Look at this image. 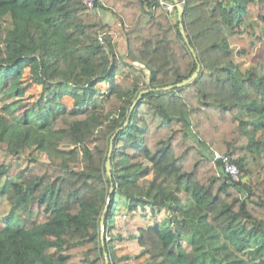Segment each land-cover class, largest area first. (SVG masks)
<instances>
[{"label":"trees","instance_id":"trees-1","mask_svg":"<svg viewBox=\"0 0 264 264\" xmlns=\"http://www.w3.org/2000/svg\"><path fill=\"white\" fill-rule=\"evenodd\" d=\"M180 2L0 0V264H264V0Z\"/></svg>","mask_w":264,"mask_h":264},{"label":"rangeland","instance_id":"rangeland-1","mask_svg":"<svg viewBox=\"0 0 264 264\" xmlns=\"http://www.w3.org/2000/svg\"><path fill=\"white\" fill-rule=\"evenodd\" d=\"M258 9L260 10V8H256L255 13L254 11L252 12L251 17L248 20V24H247L248 32L247 31L244 32V34L240 35L241 37H239L238 40L235 43H233L234 47L236 48V51H239L243 49L244 47L248 51L247 53L236 55L237 61L240 62L242 66L245 68L249 67L251 64H255L256 62H260L262 65H264V24H262L261 22L258 23L259 21L257 20L258 19L257 17L259 16ZM105 17L108 19H111V17L107 14L103 16L104 19ZM176 17H177L176 12L174 11L172 14V20L174 22L176 20ZM111 22L113 23V25L116 23L119 28V23H120L119 20H117L116 18H113ZM111 32L116 38L117 44L120 46V48L123 49L124 39L122 38V34L120 33V31H118L116 28L115 30ZM260 37L262 39L258 40V38ZM251 40H255L254 45L251 43ZM30 76H31L30 69H27L24 75V79H28ZM101 86L104 89H106L108 88V86H110V84H108L107 82L101 83ZM40 90H41L40 85H32L28 89V92L38 93ZM63 100L66 101L69 105H72L76 101H80V97H77L71 94H63ZM87 100H88L87 103L95 104V105H102L105 102V98L103 95H97L94 93H92V95H90ZM4 102H5V99L2 93L0 92V112L2 111V106ZM44 117L47 120H51V118L47 114H44ZM190 132L193 135V132L192 131ZM210 150L207 145L203 146V151L205 155L211 156L212 152ZM29 153H30V150L24 149V150H21L20 152V158L18 157L13 158L11 155H8L7 157H5L4 161L5 163H8V162L12 163L14 169H16L18 168V166L26 164ZM38 154L39 156L43 155L41 152H38Z\"/></svg>","mask_w":264,"mask_h":264},{"label":"built area","instance_id":"built-area-1","mask_svg":"<svg viewBox=\"0 0 264 264\" xmlns=\"http://www.w3.org/2000/svg\"><path fill=\"white\" fill-rule=\"evenodd\" d=\"M85 4L89 7L92 8L94 5V0H84ZM158 2L164 7L165 10L168 12H173L176 8V4L172 0H158ZM102 40V37H100ZM211 156H213L215 159L219 158L222 159L224 165L223 168L224 170L231 174L233 179L239 180L240 178V171L238 166L229 160L227 157L221 156L218 152L213 151L211 153Z\"/></svg>","mask_w":264,"mask_h":264},{"label":"water","instance_id":"water-1","mask_svg":"<svg viewBox=\"0 0 264 264\" xmlns=\"http://www.w3.org/2000/svg\"><path fill=\"white\" fill-rule=\"evenodd\" d=\"M173 2L176 4V8H177V17H178V20L180 21V28H181V31L185 34V29H184V25H183V22H182V20H183V14H184V6H183V4H182V2H180V0H173ZM199 69H200V67L198 66V68H197V70L189 77V78H187V79H185V80H183L182 82H180V83H178V84H176V86H181V85H183V84H185V83H188L190 80H192L193 78H195L197 75H198V73H199ZM172 87H174V85H170V86H167V87H165V89H170V88H172ZM146 91H148V90H143V91H141L140 92V94H139V96H138V98H137V100L139 99V97H141V95L144 93V92H146ZM136 100V101H137ZM128 121L129 120H126V122L124 123V125H126L127 123H128ZM115 135L116 134H114L113 136H112V139L115 137ZM111 150H112V143H111V145H110V152H109V154L111 153ZM219 161H220V163H221V159H219ZM106 169H107V173L109 174V175H111V171H112V167H111V161H110V159L108 158V160H107V162H106ZM113 188H111V190H112ZM103 217H104V215H103ZM104 232H105V227H104V224H103V222H102V229H101V234H102V236L104 235ZM106 258L108 259V255L106 254ZM107 263H108V261H107Z\"/></svg>","mask_w":264,"mask_h":264},{"label":"crops","instance_id":"crops-1","mask_svg":"<svg viewBox=\"0 0 264 264\" xmlns=\"http://www.w3.org/2000/svg\"><path fill=\"white\" fill-rule=\"evenodd\" d=\"M107 15H109V14H107ZM110 17H111V19H109L110 21H112L113 20V18L114 17H112L111 15H109ZM178 18V17H177ZM112 23V22H111ZM210 150V149H209ZM211 152H213V150H210Z\"/></svg>","mask_w":264,"mask_h":264}]
</instances>
